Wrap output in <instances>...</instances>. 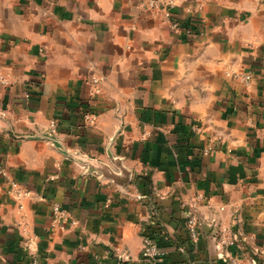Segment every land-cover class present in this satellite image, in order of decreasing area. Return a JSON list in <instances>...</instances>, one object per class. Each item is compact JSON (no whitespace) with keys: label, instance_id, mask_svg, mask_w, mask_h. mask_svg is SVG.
I'll return each mask as SVG.
<instances>
[{"label":"crops","instance_id":"crops-1","mask_svg":"<svg viewBox=\"0 0 264 264\" xmlns=\"http://www.w3.org/2000/svg\"><path fill=\"white\" fill-rule=\"evenodd\" d=\"M175 1L170 18L141 0H0V264H264V0ZM52 118L66 149L118 156L132 181L38 137ZM54 201L77 222L53 228ZM144 225L161 226L157 260Z\"/></svg>","mask_w":264,"mask_h":264},{"label":"built area","instance_id":"built-area-1","mask_svg":"<svg viewBox=\"0 0 264 264\" xmlns=\"http://www.w3.org/2000/svg\"><path fill=\"white\" fill-rule=\"evenodd\" d=\"M141 3L149 8L163 10L167 17L173 16V8L176 6L175 0H141ZM172 25L174 27H178L179 22L177 20H172ZM233 76L237 79L244 82L246 85H250L253 79V74L249 71H234ZM104 76H93L92 77V84H93V93L98 94L101 91L102 83L104 81ZM0 82L1 83H8L9 80L6 76L0 75ZM26 98H29L31 95L30 87L26 88L23 92ZM99 113L96 111H88L85 113V121L90 124L96 123L98 120ZM57 126L58 121L55 118H52L50 121V128L49 132L57 134ZM0 172L3 175H6V171L0 166ZM8 193L12 195L18 201V210L21 211L24 207L23 200L26 196L29 195V190L21 187L16 180H11V188H9ZM192 212L189 214L187 219V225L190 230L191 237L196 239L199 236V226L200 221L198 214L196 212V205L192 204ZM52 227L53 228H60L65 229L67 224H75L77 222L76 219L72 216L70 210L62 205L59 201H54L52 203ZM223 231L224 235L222 236V240L227 244H235L236 238L233 235L229 234L231 229L227 227H223L220 229ZM228 232V233H227ZM161 251L156 247L153 238L144 234V244L142 249V256L146 260H157ZM259 254L256 252L253 254L252 261L254 264H259L260 260ZM29 264H40L36 257L32 256L30 259ZM231 264H243V262L237 256H231L230 259Z\"/></svg>","mask_w":264,"mask_h":264},{"label":"water","instance_id":"water-1","mask_svg":"<svg viewBox=\"0 0 264 264\" xmlns=\"http://www.w3.org/2000/svg\"><path fill=\"white\" fill-rule=\"evenodd\" d=\"M37 136L50 140L54 145L58 146L60 149L65 151L69 156L87 165V170L90 172H97L98 174H100V176L110 178L118 184H127L132 181V170L129 169L124 164L123 159L118 156L116 157L110 154L109 156L111 158V163H108L92 156H89L88 154H83L79 150L71 151L66 149L62 145L58 136L52 132L42 131Z\"/></svg>","mask_w":264,"mask_h":264},{"label":"trees","instance_id":"trees-1","mask_svg":"<svg viewBox=\"0 0 264 264\" xmlns=\"http://www.w3.org/2000/svg\"><path fill=\"white\" fill-rule=\"evenodd\" d=\"M158 223L160 224L159 221H158ZM143 227L144 228L142 230V233L154 238L157 235V232H159V228L161 226H159V227L154 226L153 227V225H151V226L150 225H144Z\"/></svg>","mask_w":264,"mask_h":264}]
</instances>
